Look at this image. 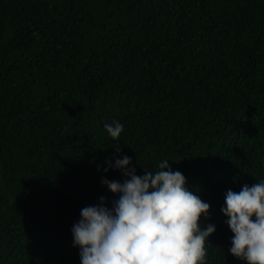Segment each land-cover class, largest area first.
I'll return each instance as SVG.
<instances>
[{
    "label": "trees",
    "instance_id": "16d2710c",
    "mask_svg": "<svg viewBox=\"0 0 264 264\" xmlns=\"http://www.w3.org/2000/svg\"><path fill=\"white\" fill-rule=\"evenodd\" d=\"M121 154L169 159L210 205L205 264H247L221 206L264 179V0H0V264H80Z\"/></svg>",
    "mask_w": 264,
    "mask_h": 264
},
{
    "label": "clouds",
    "instance_id": "9594fccd",
    "mask_svg": "<svg viewBox=\"0 0 264 264\" xmlns=\"http://www.w3.org/2000/svg\"><path fill=\"white\" fill-rule=\"evenodd\" d=\"M107 134L118 141L123 124L104 123ZM120 152L119 144L114 149ZM160 159L156 170L137 174L127 154L105 162L117 168L122 180L101 178L117 194L109 207L105 197L80 209L71 226L72 243L78 246L80 264H205V241L215 225L201 226L207 201L186 187V177ZM221 212L233 234L228 248L247 264H264V179L227 189Z\"/></svg>",
    "mask_w": 264,
    "mask_h": 264
}]
</instances>
